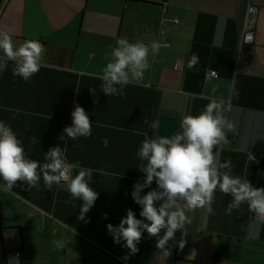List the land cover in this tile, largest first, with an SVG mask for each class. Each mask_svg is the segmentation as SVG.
Here are the masks:
<instances>
[{
  "label": "crops",
  "instance_id": "1",
  "mask_svg": "<svg viewBox=\"0 0 264 264\" xmlns=\"http://www.w3.org/2000/svg\"><path fill=\"white\" fill-rule=\"evenodd\" d=\"M160 2L1 1L0 31L8 32L17 46L38 40L45 52L40 70L27 82L13 76L11 61L0 70V121L11 126L28 159L46 163L48 150L60 146L66 147L68 162L101 170L89 181L98 198L85 220L78 219L82 201L55 185L49 190L42 176L38 188L25 190L27 185L18 182L11 191H0L6 264H264V224L255 221L247 204L227 215L232 197L219 189L214 214L204 209L186 213L191 220L183 229L186 236L180 230L175 233L165 245L168 256L156 247L163 229L157 237L142 230L139 251L127 260L123 241L114 243L107 230V224H119L126 209L144 219L131 193L146 175L140 170L146 161L137 155L145 134L156 139L158 118L168 116L179 120L168 137L173 138L182 132L180 122L186 115H199L213 99L222 102L220 115L232 125L224 130L231 145L214 149L217 162L231 160L230 174L264 188V0H168L166 16L176 17L177 25L158 24ZM249 3L257 15L247 44L240 42V28ZM121 37L146 44L159 40L168 46L154 58L150 52L151 68L141 81L125 86V95L106 96L101 70ZM193 54L199 62L189 69ZM175 63L177 70L172 68ZM211 71L215 78L208 76ZM76 104L87 112L92 130L88 138L70 140L63 129L71 125ZM246 153L261 154L259 164L249 163ZM156 189L154 180L140 195ZM181 238L183 248L178 246ZM57 240L64 242L63 248L55 247Z\"/></svg>",
  "mask_w": 264,
  "mask_h": 264
},
{
  "label": "clouds",
  "instance_id": "2",
  "mask_svg": "<svg viewBox=\"0 0 264 264\" xmlns=\"http://www.w3.org/2000/svg\"><path fill=\"white\" fill-rule=\"evenodd\" d=\"M164 46L159 40L146 44L118 38L110 58L105 56L107 63L100 76L102 92L106 96L125 95V86L141 81L144 73L151 68L150 52L154 58ZM0 52L3 53L0 56V70L11 61L13 76L27 82L40 70L45 47L38 40H25L17 46L8 32L0 31ZM198 62V56L193 54L188 68L195 67ZM222 111V102L213 99L199 115H186L180 122L182 132L173 138L149 139L145 134L137 155L146 161V164L140 165V170L146 175L143 183L133 185L131 193L135 203L141 206L139 215L144 219H137L131 209H126V216L120 219L118 225H106L113 242L120 244L123 241L122 247L128 249V255L123 257L125 260L139 251L137 244L142 239V230L150 237H157L163 229L164 234L157 239L156 247L168 256L169 250L165 245L174 238L175 233L180 230L182 237L186 236L183 229L191 222L187 212L204 209L209 215L214 214L212 204L217 189L232 197L225 210L227 215L242 204H247L255 221L264 224V188L254 187L247 179L230 174L233 168L231 160L217 162L214 149L225 140V128L232 127L220 115ZM91 130L92 121L87 112L76 104L71 112V125L65 126L63 132L68 139L77 140L91 136ZM103 143L107 146L106 139ZM65 152L66 147L64 150L60 146L49 149L45 154L48 162L43 164L28 159L22 142L11 126L0 121V180L3 181L0 191L9 192L18 182L27 185L25 190L38 188L42 176L49 190L55 185L57 189L68 192L72 199L82 201L78 219L85 220V214L98 198L97 191L89 186V181L93 172L101 170L81 167L79 161L70 163ZM74 169L78 171L73 176ZM221 169L228 171L222 172ZM154 180L157 189L141 196V190L150 187ZM157 201H162L159 207L156 206ZM104 218H107L106 213ZM53 243L57 249L64 247L62 240ZM184 244L181 238L178 246L183 248Z\"/></svg>",
  "mask_w": 264,
  "mask_h": 264
},
{
  "label": "built area",
  "instance_id": "3",
  "mask_svg": "<svg viewBox=\"0 0 264 264\" xmlns=\"http://www.w3.org/2000/svg\"><path fill=\"white\" fill-rule=\"evenodd\" d=\"M160 6V19L158 24L162 25L165 23H169L172 25H177L179 24V20L176 17H172V18H168L166 16V11H167V6H168V0H161V2L159 3ZM256 15H257V8L249 3L245 6L244 12H243V16H242V20H241V28H240V42L242 43H247L249 44L251 42L252 38V32H253V27H254V23H255V19H256ZM143 31H147V28H143ZM158 34H163V31L161 29H158L157 31ZM164 45L168 46L167 43H165ZM174 70H177L180 68L178 63H175L172 67ZM208 76L211 78H215L216 74L215 72L211 71L208 73ZM246 160L251 163L254 166H257L259 164V161L261 159V154L259 153H246L245 155ZM18 252L14 253L15 257H18Z\"/></svg>",
  "mask_w": 264,
  "mask_h": 264
},
{
  "label": "water",
  "instance_id": "4",
  "mask_svg": "<svg viewBox=\"0 0 264 264\" xmlns=\"http://www.w3.org/2000/svg\"><path fill=\"white\" fill-rule=\"evenodd\" d=\"M2 0H0L1 3ZM179 127V120L177 118L160 116L157 121V128L155 133V138H168L173 132H175ZM222 145L229 147L231 145V137L225 136V140Z\"/></svg>",
  "mask_w": 264,
  "mask_h": 264
},
{
  "label": "trees",
  "instance_id": "5",
  "mask_svg": "<svg viewBox=\"0 0 264 264\" xmlns=\"http://www.w3.org/2000/svg\"><path fill=\"white\" fill-rule=\"evenodd\" d=\"M3 231L4 228L0 225V264H6L5 261V250L3 247Z\"/></svg>",
  "mask_w": 264,
  "mask_h": 264
},
{
  "label": "rangeland",
  "instance_id": "6",
  "mask_svg": "<svg viewBox=\"0 0 264 264\" xmlns=\"http://www.w3.org/2000/svg\"><path fill=\"white\" fill-rule=\"evenodd\" d=\"M223 241H224V240L220 239V240H219V244H222ZM241 255H243V253H240V254H239V256H241ZM263 255H264V254H263ZM220 258H221V257H220ZM220 258H219V259H220ZM225 260H227V258H226V259L223 258V262H225ZM260 260H261L262 262H264V259H260ZM212 262H213V261H212Z\"/></svg>",
  "mask_w": 264,
  "mask_h": 264
}]
</instances>
